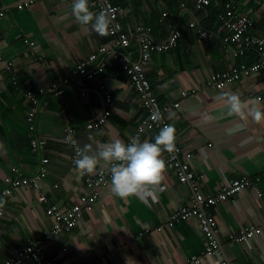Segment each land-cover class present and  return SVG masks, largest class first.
<instances>
[{"label": "crops", "instance_id": "0c3cea01", "mask_svg": "<svg viewBox=\"0 0 264 264\" xmlns=\"http://www.w3.org/2000/svg\"><path fill=\"white\" fill-rule=\"evenodd\" d=\"M17 1L0 0V189L5 184L4 176L15 174L13 167L32 175L41 166L43 156L50 160L42 181L47 199H41L38 189L29 186L3 197L6 215L0 217V264L51 228L53 220L46 212L50 204L66 208L89 192L72 163L71 147L62 141L64 128L69 124L77 128L82 148L92 143L88 139L91 135L95 149L116 139L126 142L143 114L128 75L109 55L116 48L110 36H99L90 26L78 24L72 14L74 0H39L25 8H18ZM113 1L122 10L127 30H133L138 22L152 26V17L163 9L170 11L174 23L183 26L177 45L152 54L148 75L161 102L171 106L169 117L178 142L184 151H193L188 160L201 187L213 192L242 175L255 179L256 187H246L233 198L208 208L218 218L220 255L204 254V234L195 217L165 224L169 214L193 194L191 185L180 182L176 172L167 167L165 180L152 196L127 200L111 192L109 175L91 207L83 208L78 223L53 240L47 250L58 264H188L187 259L194 254L200 257L195 264H222L229 259L237 264H264V124L255 123L246 112L243 117L229 116L221 99L224 93H235L242 101L259 99L264 108V76L242 77L223 89L208 83L211 72L247 59L235 57L223 41L226 31L217 17L220 5L197 11L194 0H186L185 7L180 6L181 0ZM224 1H231L240 13L251 17L254 34L264 33V0H220ZM88 2L90 10L98 13L92 0ZM191 18L215 32L214 37L198 39L196 29L188 27ZM167 33V27L161 26L154 28L151 36L161 40ZM102 45L109 55L102 72L91 79L75 75L61 95L38 94L35 134L50 141L45 147L34 148L26 117L28 98L23 89L36 90L40 84L61 81L78 60L99 51ZM119 50L126 52L130 61L140 57L135 40ZM9 62L12 66L8 69ZM194 81L199 86L197 92L183 95L182 89ZM103 85L110 87L112 106L106 103ZM176 101L177 107L173 105ZM109 107L112 113L105 124L86 126ZM237 125H243L242 130L229 135L227 129ZM155 137L153 131H148L138 140L154 143ZM162 158L165 160V152ZM102 167L110 170L111 165ZM249 224L260 226L261 231L244 242L229 239V232Z\"/></svg>", "mask_w": 264, "mask_h": 264}, {"label": "built area", "instance_id": "2783aa9c", "mask_svg": "<svg viewBox=\"0 0 264 264\" xmlns=\"http://www.w3.org/2000/svg\"><path fill=\"white\" fill-rule=\"evenodd\" d=\"M39 0H18L16 6L18 8L29 7ZM42 1V0H40ZM94 5L100 11L106 10L110 13L112 24L110 26V41L113 48L109 55L119 63L120 67L124 69L128 75L132 85L135 97L139 101L143 109V114L138 120L135 132L125 143H130L132 138L139 139L144 132L153 131L156 135L159 134L161 128L165 125H172L169 111L171 106L167 103H162L158 94L156 93L150 77L148 69L150 67L151 56L154 52L168 50L176 45L182 37L183 26L174 23L170 19V11L163 9L160 15V21L169 29V35L165 40H156L152 38V27L143 22H138L133 30L125 29L121 19V8L114 3L113 0H92ZM186 0L180 1V6H186ZM214 5L221 8L218 13V20L220 26L225 29L226 33L223 41L227 44V48L236 56L245 55L249 50L257 52V58L252 62L237 61L230 67L224 70H216L210 73L208 83L217 89H223L225 86L233 81H238L242 77H247L252 74L264 76V33L254 34L252 32L253 20L246 13H240L237 7L231 1L220 0H194V8L197 11L202 10L205 6ZM188 27L196 29L198 39H205L214 37L213 31L205 29L200 26L197 19L191 18L188 22ZM137 41L140 49V57L136 61H130L128 54L119 48H127L130 43ZM31 45L35 44L30 42ZM107 47L102 45L99 51L89 53L85 58L78 60L73 66L70 75L63 77L61 81L52 82L49 84H40L35 89L25 88L24 95L28 98L26 117L29 127V138L32 146L45 147L49 143V139L45 136L35 134L36 124L35 117L37 111V103L39 101L38 94L54 93L61 95L65 92V87L75 75H81L86 79L93 78L96 74L102 72L108 64L109 55ZM102 56H99V54ZM107 55H104L106 54ZM1 58V56H0ZM12 62L6 65V68H11ZM14 83L17 80L14 78ZM196 81L192 85L182 89L183 95L193 94L198 90ZM103 92L105 93V100L107 105L112 106L113 95L110 87L103 85ZM84 93V92H83ZM260 98V96H258ZM175 107L179 105L176 101L173 103ZM112 109L107 108L95 120L89 121L86 126L94 128L101 126L107 122V118L111 115ZM157 116L153 120V116ZM77 128L74 125H67L63 130L62 141L72 149L71 159L77 158V152L82 149L81 144L77 139ZM71 137V139H69ZM176 151L169 154L165 151V163L167 168L173 169L180 182L189 183L192 187L193 194L191 199L180 206L175 211L171 212L167 217L165 224L173 225L179 220H186L195 217L199 223L200 230L204 234L205 255H220V240L218 232L220 229L218 218L216 214L208 210V208L218 205L224 200L233 198L239 191L246 187H256L255 179L249 176L242 175L225 182L215 191H206L201 187L199 176L191 167L188 160L192 157L193 151H184L183 145L178 142L176 134ZM47 155L42 157L41 166L38 171L32 175L22 174L18 168L13 167L15 174L4 176V186L0 189V217L6 215V210L3 206V197L12 195L21 187H33L38 189L41 199H47L45 193L42 191V181L48 173L46 163L49 162ZM110 175L109 167L98 168L95 174L82 175L89 192L80 195L79 200L74 202L69 207H60L56 203L50 204L46 212L52 217V226L47 232H43L37 237L31 239L24 246L19 247L6 261L5 264H22L25 261H31L34 264H58L47 250L48 245L55 239L63 236L68 230L74 227L82 214L83 208H90L92 203L97 199L99 188L108 182ZM259 177H256V182ZM259 194H262L257 189ZM162 227V226H161ZM261 231V227L255 224L242 226L236 231L229 232V239L244 242L251 239L256 233ZM200 261V257L196 254L191 255L187 259V263L195 264ZM222 264H237L233 259L223 261Z\"/></svg>", "mask_w": 264, "mask_h": 264}, {"label": "clouds", "instance_id": "9594fccd", "mask_svg": "<svg viewBox=\"0 0 264 264\" xmlns=\"http://www.w3.org/2000/svg\"><path fill=\"white\" fill-rule=\"evenodd\" d=\"M72 14L82 27L90 26V30L99 36L109 35L112 19L106 10L93 13L88 0H74ZM221 99L229 116L243 117L246 112L255 123L264 124V108L261 107L259 99L242 101L235 93H224ZM157 118L155 115L152 117L153 120ZM242 128L243 125H237L227 129V132L232 135ZM88 139L92 143H86L77 152V158L74 160L77 171L80 175H92L96 173L98 165H111V192L121 200L152 196L157 186L165 180L166 163L162 153L166 151L171 154L177 150L176 129L172 125L161 128L154 143L140 142L137 138H132L130 143L116 139L94 149L93 144L96 141L91 135Z\"/></svg>", "mask_w": 264, "mask_h": 264}, {"label": "trees", "instance_id": "16d2710c", "mask_svg": "<svg viewBox=\"0 0 264 264\" xmlns=\"http://www.w3.org/2000/svg\"><path fill=\"white\" fill-rule=\"evenodd\" d=\"M114 3H116V1H114ZM117 4V3H116ZM118 5V4H117ZM221 11V10H220ZM219 11V12H220ZM218 12V13H219ZM160 15H161V11L159 12V14H157V16H156V18H155V16L154 17H152V20H151V24H152V29H156V28H158V27H161V26H163V27H165L164 26V23L162 22V21H160ZM217 17H218V14H217ZM147 24V23H146ZM149 25V24H148ZM168 29V28H167ZM169 29H168V33H167V35H166V37H164V38H162L161 40H165L167 37H168V35H169ZM153 38V37H152ZM160 41V40H159ZM178 44V43H177ZM176 44V45H177ZM175 46V45H174ZM173 46V47H174ZM172 48V47H171ZM170 48V49H171ZM169 50V49H168ZM168 50H164V51H168ZM164 51H159V52H164ZM158 52V51H157ZM239 56H241V57H244V58H247L246 60H243V61H246V62H252V61H254L256 58H257V52H255V50H249L248 52H246L245 53V55H239ZM240 62H242V61H240ZM123 69V68H122ZM123 71H124V69H123ZM125 72V71H124Z\"/></svg>", "mask_w": 264, "mask_h": 264}]
</instances>
